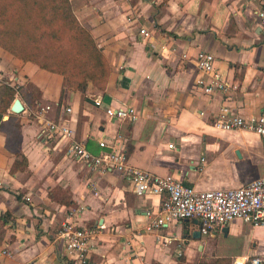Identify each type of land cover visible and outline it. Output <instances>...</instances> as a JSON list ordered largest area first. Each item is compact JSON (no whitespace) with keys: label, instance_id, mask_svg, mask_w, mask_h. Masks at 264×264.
<instances>
[{"label":"crops","instance_id":"0c3cea01","mask_svg":"<svg viewBox=\"0 0 264 264\" xmlns=\"http://www.w3.org/2000/svg\"><path fill=\"white\" fill-rule=\"evenodd\" d=\"M70 2L102 48L110 74L103 90L89 83L84 93L70 91L61 75L0 48V87L14 88L24 107L12 112L13 99L0 121V264H74L55 240L71 209L80 226L104 225L87 264L263 260L264 227L241 222L223 231L237 243L226 254L210 247L217 234L192 237L197 219L162 227L157 240L147 230L146 211L157 214L160 197L138 196L118 173L69 155L67 142L49 139L35 114L49 106L46 117L64 120L95 155L107 150L97 139L120 137L131 165L172 175L196 190L236 188L263 177V139L214 126L223 107L246 118L264 114V33L256 15L263 0ZM141 27L154 30V38L144 39ZM200 51L214 56L225 90L205 94L197 86ZM107 107H133L138 119L110 118ZM21 157L27 168L10 173Z\"/></svg>","mask_w":264,"mask_h":264},{"label":"built area","instance_id":"2783aa9c","mask_svg":"<svg viewBox=\"0 0 264 264\" xmlns=\"http://www.w3.org/2000/svg\"><path fill=\"white\" fill-rule=\"evenodd\" d=\"M258 23L264 33V0L256 9ZM139 34L147 40L154 38L155 31L145 27L139 29ZM162 50H167L162 45ZM173 51L174 49H170ZM169 50V51H170ZM183 59L188 60L186 55ZM214 56L206 51H200L196 56V65L201 75L196 80L197 86L205 94L222 91L227 88L223 79L214 67ZM49 106L41 107L35 114L42 121V132L49 138L67 142L66 151L69 155L83 161L90 168L101 172L118 173L138 196L156 195L160 197L157 214L146 211L150 218L147 230L155 233L160 239L159 230L174 222L197 219L201 236L223 233L224 227L233 222H241L252 227H264V176L253 179L247 184L227 189L196 190L184 185L172 175H158L151 171L131 165L127 160L126 147L120 137L109 143L104 138L97 139L101 148L107 149L98 155L91 153L83 141L76 138V132L64 120L49 119ZM66 108V112H70ZM105 113L110 118L127 120L138 119V113L133 107H107ZM214 126L223 131L242 130L257 134L264 139V114L243 117L226 107L221 108ZM169 148H174L169 144ZM76 210H69L56 233L55 240L61 245L63 255L74 264H87L104 225L84 227L78 225L74 218ZM261 264L259 257L234 259L232 264Z\"/></svg>","mask_w":264,"mask_h":264},{"label":"trees","instance_id":"16d2710c","mask_svg":"<svg viewBox=\"0 0 264 264\" xmlns=\"http://www.w3.org/2000/svg\"><path fill=\"white\" fill-rule=\"evenodd\" d=\"M0 48L23 62H32L61 75L63 89L70 91L84 93L88 83L103 90L110 74L102 48L78 21L70 0H0ZM27 87L33 86L28 83ZM19 92L25 96V92L20 89ZM15 94L11 86L1 85L0 121ZM34 94L31 91L28 96ZM26 168V158H16L10 173ZM233 261L229 257L201 258L197 264H232Z\"/></svg>","mask_w":264,"mask_h":264},{"label":"rangeland","instance_id":"374dc122","mask_svg":"<svg viewBox=\"0 0 264 264\" xmlns=\"http://www.w3.org/2000/svg\"><path fill=\"white\" fill-rule=\"evenodd\" d=\"M93 87L96 88L95 86ZM209 243L211 249L215 250L216 254H226L234 245H237V243L233 240L228 237H224L223 233H218L215 238L210 239Z\"/></svg>","mask_w":264,"mask_h":264},{"label":"water","instance_id":"95a60500","mask_svg":"<svg viewBox=\"0 0 264 264\" xmlns=\"http://www.w3.org/2000/svg\"><path fill=\"white\" fill-rule=\"evenodd\" d=\"M23 108L24 107H23L20 99H18V98L14 99V101L10 107L11 111L14 113H20L23 110ZM262 146H263V151H264V139L262 140ZM223 231L226 232L227 227H224ZM192 237L194 239H200L201 235H200L199 229L192 233Z\"/></svg>","mask_w":264,"mask_h":264}]
</instances>
